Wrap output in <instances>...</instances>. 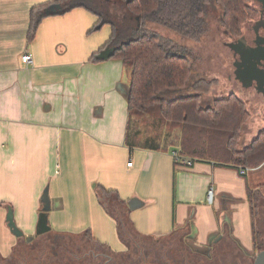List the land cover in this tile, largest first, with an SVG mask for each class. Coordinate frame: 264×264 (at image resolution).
<instances>
[{"label": "crops", "instance_id": "crops-1", "mask_svg": "<svg viewBox=\"0 0 264 264\" xmlns=\"http://www.w3.org/2000/svg\"><path fill=\"white\" fill-rule=\"evenodd\" d=\"M50 1L0 0V255L42 234L44 218L53 234L85 240L89 231L98 248L126 252L131 244L102 203L103 188L126 202L139 236L159 239L178 229L194 251L221 242L253 255L248 190L259 189L264 201V163L246 174L203 160L185 168L175 148H130V67L100 57L111 47L92 60L112 25L92 31L98 16L78 7L45 17L28 41L32 8ZM24 53L34 64H23ZM133 198L143 205L131 210ZM11 212L22 237L6 223Z\"/></svg>", "mask_w": 264, "mask_h": 264}, {"label": "trees", "instance_id": "trees-1", "mask_svg": "<svg viewBox=\"0 0 264 264\" xmlns=\"http://www.w3.org/2000/svg\"><path fill=\"white\" fill-rule=\"evenodd\" d=\"M120 1L125 4L132 19L136 20L140 27L132 38L116 43V26L110 21L101 19L92 31L109 23L113 27V33L105 45L92 56V60H96V55L111 47L114 48L111 57L122 59L130 67L129 120L126 134V143L130 148L141 147L156 151H168L175 148L178 153L194 158L196 161H208L219 166L233 167L238 171L242 168L251 170L262 165L264 163V127L258 130L248 145L242 147V137L252 115L247 102L237 93L231 92L209 101L205 95L211 91L213 85H216L217 80L200 79L193 84L194 93L192 94L172 98L163 97L165 92L183 91L189 88L188 82L193 72V60L177 50V44L170 42L169 39L165 40L158 32L159 29L152 28V26L159 28L157 25H160V27H168L171 31L174 30L181 35L193 33L202 26L201 22H204L208 6L215 3L223 10L220 18L221 27L233 37H240L243 34L245 23L259 17V9L252 4V0ZM53 5L59 7L58 11L48 12ZM78 7L86 8L96 14L87 2L81 0H53L32 8L28 41L35 38L38 27L45 17L65 14ZM151 112L153 113L151 117H157L169 133V139L163 145L155 143L142 145L140 141L145 133L139 124L135 132L129 131L131 117L135 116L141 122ZM149 140L152 139L149 138ZM214 148L217 149L216 155L213 153ZM102 191L108 197L107 203L103 200L102 203L116 215L114 216L121 238L127 241L132 235L139 236L128 217V211L124 209L126 202L115 191L104 188ZM248 195L253 221H255L256 207L258 202H261L262 193L259 189L249 188ZM115 209L119 211L115 212ZM178 231L175 229L174 235L178 234ZM256 233L254 226V254L263 249L261 245H258ZM85 235V238L93 244L98 243L89 231ZM57 238L58 235L47 231L30 241L23 239L9 257L0 255V264H10V261L14 259L22 260V252L18 250L23 245L30 247L39 240L49 239L54 242ZM57 243L51 245L52 256L49 261L40 260V264H55L53 260L56 264L72 263L70 261L72 254L65 249L60 251L62 249L57 248ZM103 247L110 248L100 244V248ZM48 255L50 256V253ZM76 260L74 257L75 263ZM77 262L87 264L81 259ZM88 263L91 264L89 261Z\"/></svg>", "mask_w": 264, "mask_h": 264}, {"label": "rangeland", "instance_id": "rangeland-1", "mask_svg": "<svg viewBox=\"0 0 264 264\" xmlns=\"http://www.w3.org/2000/svg\"><path fill=\"white\" fill-rule=\"evenodd\" d=\"M81 1L87 2L92 9L96 11L99 20L110 21L116 26V43H121L122 41L132 38L140 27L138 22L132 19L129 10L120 0ZM252 4L256 7L259 6L256 0H252ZM222 12L223 10L221 6L211 3L206 10L204 22H201L202 26H200L197 31L185 35L177 34V32L174 30L171 31L168 27H160V25L157 24L156 25L159 28L152 26L153 29H159L158 32L165 40L169 39L170 42L177 44V50L182 52V54L188 55L193 60V72L188 82L189 88L187 90L185 88L183 91L165 92L163 93V97L172 98L183 94H192L194 93L192 89L193 84L200 79L217 80L216 85H213L211 91L205 95L206 99L211 101L213 98L222 97L234 91L248 101L247 103L252 116L247 123V127L242 137L241 145L244 147L250 143L253 137H255L258 130L264 127V97L257 92L255 86H246L242 80L237 77L235 65L237 56L231 48V44L236 41L235 38L227 34L220 25ZM253 24L254 22L252 20L245 23L244 36L248 39L251 38V27ZM152 114V112L148 113L147 117L141 122H139L135 116L131 117L129 131L135 132L136 127L139 124L141 130L145 133L140 141L142 145H152V143L163 145L165 141L169 139V133H167L164 125L157 119V117H151ZM149 138L152 140H149ZM213 153H215V155L217 154L216 148L213 149ZM114 211L118 212L119 209H115ZM10 214L11 216L13 215L12 212ZM6 223L11 231L13 227L18 228L13 216L6 219ZM255 224L258 245H261L264 248V201L262 197L261 202H258L256 207ZM55 242H58L57 248L62 249L60 251H64L66 248L74 251L75 254L73 253V256L70 255L72 258L70 259L72 262L71 264H79L77 260L76 263L73 261L74 257L78 260L81 259V261H84L87 264H89L88 261L91 264H97L98 260L95 257V254L103 251V249L99 250L100 248H98L97 245L87 239L82 240L76 238L74 240L72 237L60 235L54 240V242H51L49 239H44L39 240L38 243L30 247L23 245L18 250V252H22V260L14 259L10 261V264H40V260L49 261V258L52 256L51 245ZM127 242L131 244L130 252L132 260L130 263L134 262V264H136L139 258L142 259L140 255L141 252H143L142 257L144 259H165L170 264H182L184 261H191L193 258L202 261L203 264H214L212 261H206L207 258L204 256L190 253L187 244L182 240L180 234L159 239L152 236L142 237L132 235L131 238L129 237L127 239ZM89 248L91 252L89 251ZM228 249L227 253H225L227 254L225 256H227L228 260L224 264H253V259H248L247 255L245 256L242 251L238 249L235 251L230 248ZM49 253L50 256L48 255ZM74 255H77V257ZM216 256H218V258L226 259V257H224V255L222 256L220 253ZM53 263L56 264V261L53 260Z\"/></svg>", "mask_w": 264, "mask_h": 264}, {"label": "flooded vegetation", "instance_id": "flooded-vegetation-1", "mask_svg": "<svg viewBox=\"0 0 264 264\" xmlns=\"http://www.w3.org/2000/svg\"><path fill=\"white\" fill-rule=\"evenodd\" d=\"M258 3V9H259V17L255 20H252L254 22V24L252 25L251 27V38L248 39L247 37L244 36V31H245V25H244V31H243V34L240 36V37H234L235 38V43H238V47H237V50H235L234 48H231L234 50L236 56H237V59L235 60V65H236V70H237V77L240 78L242 80V82L247 86L249 85L248 82H247V79L244 77L243 75V71L244 70V66L241 65V54L240 52L238 51L239 50H242V44L245 43L246 44V47L248 48H252V49H257V48H263L264 49V4L263 2L261 1H256ZM250 21V20H249ZM257 21H259V25H256ZM248 22V21H247ZM246 22V23H247ZM257 26V30L255 29ZM227 34H229L227 32ZM230 35V34H229ZM232 36V35H230ZM233 37V36H232ZM241 46V47H240ZM257 51V50H255ZM257 53V52H256ZM263 52H261L262 54ZM260 55V53H259ZM259 66H261L262 68H264V61H261ZM249 86H255L256 90H257V84L256 82H253L251 85ZM234 92V91H232ZM258 93H260L261 95H263L262 92H259L257 90ZM231 93V92H230ZM236 93V92H235ZM238 94V93H237ZM239 95V94H238ZM240 96V95H239ZM242 99H244L246 102H248L245 98H243L242 96H240ZM264 97V95H263ZM248 104V103H247ZM249 106V105H248ZM182 238V237H181ZM183 240V239H182ZM184 241V240H183ZM223 243L219 242V243H213L210 247V250L208 251H200V252H197V251H194L193 249H191L190 247L187 246V248L189 249V252L190 253H193L195 255H198V256H204L205 258H207L206 261H212L214 262V264H224L228 259H227V251L229 250L228 248L229 247H225ZM103 249V251L95 254V257L97 258L98 260V264H134V262L130 263L131 262V252L130 250L128 249L126 252L124 253H120V252H114L112 251L110 248L107 249V248H100L99 250ZM264 249V248H263ZM66 251H68L69 253L73 254L74 251H71V250H68V248H66ZM89 251L91 252L90 248H89ZM261 251V250H260ZM243 254L246 256L247 255V258L248 259H253V264H254V261H255V257H256V254H253V255H248V253L245 251V250H242ZM221 254L222 256L224 255V257H226V259H223V258H218V256H216L217 254ZM75 254V253H74ZM143 255V252H141V258L142 259H138L136 264H145V263H156V264H170L168 263L165 259L163 260H159V259H144L142 257ZM77 257V255H74ZM218 259V260H217ZM78 260V259H77ZM176 261V260H174ZM208 263V262H207ZM182 264H203L202 261H199L197 259H192L191 261H184V263ZM211 264V263H210ZM227 264V263H226ZM247 264V263H246Z\"/></svg>", "mask_w": 264, "mask_h": 264}, {"label": "water", "instance_id": "water-1", "mask_svg": "<svg viewBox=\"0 0 264 264\" xmlns=\"http://www.w3.org/2000/svg\"><path fill=\"white\" fill-rule=\"evenodd\" d=\"M258 1H261L264 4V0H258ZM258 22L259 21H257L256 25H259ZM255 29L256 30L258 29L257 26ZM238 44H239V42L233 43V44H231V46H232V48L237 50ZM255 50H257V51H255ZM238 51L241 54V65L244 66V70H242L243 75L247 79L248 84L251 85L253 82H256L257 90L259 92H262L264 95V68L259 66L260 62L264 61V49L263 48L262 49L261 48H257V49L248 48V47H246V44L243 43L242 44V50L238 49ZM261 52H263V53L261 54ZM113 53H114V48L111 51H108L106 53H102L100 57L101 58H108V57H111L113 55ZM259 53H260V55H259ZM142 205H143V202L140 201L138 198H133L128 202V206L131 210L139 208ZM47 207H48V204H47L46 208ZM49 230H50V226L48 225L47 220L44 218L40 233H45ZM12 232L18 237L23 235L22 232L17 227H13ZM221 236L222 235H220L219 237H221ZM217 239H219V238H217ZM145 264H156V263H145ZM254 264H264V249H262L261 251H259L256 254Z\"/></svg>", "mask_w": 264, "mask_h": 264}, {"label": "built area", "instance_id": "built-area-1", "mask_svg": "<svg viewBox=\"0 0 264 264\" xmlns=\"http://www.w3.org/2000/svg\"><path fill=\"white\" fill-rule=\"evenodd\" d=\"M21 60L23 62L24 65H32L34 64V57L32 54L30 53H24L22 54ZM174 157L177 163H179V165L188 168V167H192L194 165V163L196 162V160L194 158L185 156L183 154L178 153L177 151L174 152ZM128 165H132V162H129ZM250 169L249 168H242L240 169V173L241 174H246ZM213 189H211L209 191V199L212 200L213 199Z\"/></svg>", "mask_w": 264, "mask_h": 264}]
</instances>
